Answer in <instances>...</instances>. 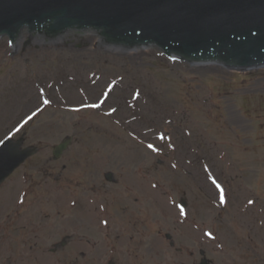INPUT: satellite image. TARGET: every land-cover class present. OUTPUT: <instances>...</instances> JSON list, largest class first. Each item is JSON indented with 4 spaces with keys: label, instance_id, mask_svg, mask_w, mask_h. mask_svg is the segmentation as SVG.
<instances>
[{
    "label": "rangeland",
    "instance_id": "374dc122",
    "mask_svg": "<svg viewBox=\"0 0 264 264\" xmlns=\"http://www.w3.org/2000/svg\"><path fill=\"white\" fill-rule=\"evenodd\" d=\"M98 33L0 36V145L39 148L0 185V264H264V66Z\"/></svg>",
    "mask_w": 264,
    "mask_h": 264
},
{
    "label": "water",
    "instance_id": "95a60500",
    "mask_svg": "<svg viewBox=\"0 0 264 264\" xmlns=\"http://www.w3.org/2000/svg\"><path fill=\"white\" fill-rule=\"evenodd\" d=\"M24 30L30 40L48 43L95 30L106 46H159L173 59L231 69L264 66V0H0V36L17 44ZM72 140L69 135L55 146V158ZM24 142L7 138L0 145V185L38 153Z\"/></svg>",
    "mask_w": 264,
    "mask_h": 264
},
{
    "label": "bare ground",
    "instance_id": "6f19581e",
    "mask_svg": "<svg viewBox=\"0 0 264 264\" xmlns=\"http://www.w3.org/2000/svg\"><path fill=\"white\" fill-rule=\"evenodd\" d=\"M27 30H24L23 31V33H25ZM76 31H78V30H76ZM75 31V32H76ZM72 32V31H71ZM29 33V32H28ZM23 40V39H22ZM22 40L20 41V42H22ZM24 94H25V97H24V100H27L28 102H30V101H33V100H35L37 97H36V95H35V93H34V91H33V88H31V87H29L28 89H26V91H24ZM151 115H148V121H150V122H153V120H152V118L150 117ZM156 124H157V122H155ZM155 124V125H156ZM59 197L60 198H64L65 197V195H59ZM91 208H93L92 210H93V213H92V211L91 210H88V209H91ZM94 211H95V208H94V206L93 205H91V203H89L88 205H86V207H85V210L83 211V213H86V214H88L89 216H91V217H93L92 215H95V213H94Z\"/></svg>",
    "mask_w": 264,
    "mask_h": 264
},
{
    "label": "flooded vegetation",
    "instance_id": "af4514ba",
    "mask_svg": "<svg viewBox=\"0 0 264 264\" xmlns=\"http://www.w3.org/2000/svg\"><path fill=\"white\" fill-rule=\"evenodd\" d=\"M202 255H204V251H202Z\"/></svg>",
    "mask_w": 264,
    "mask_h": 264
},
{
    "label": "snow or ice",
    "instance_id": "6c2138e0",
    "mask_svg": "<svg viewBox=\"0 0 264 264\" xmlns=\"http://www.w3.org/2000/svg\"><path fill=\"white\" fill-rule=\"evenodd\" d=\"M151 147V146H150Z\"/></svg>",
    "mask_w": 264,
    "mask_h": 264
}]
</instances>
